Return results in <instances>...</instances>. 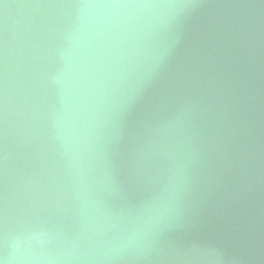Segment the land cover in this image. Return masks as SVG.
Listing matches in <instances>:
<instances>
[{"label": "water", "instance_id": "obj_1", "mask_svg": "<svg viewBox=\"0 0 264 264\" xmlns=\"http://www.w3.org/2000/svg\"><path fill=\"white\" fill-rule=\"evenodd\" d=\"M6 255L264 264V0H0Z\"/></svg>", "mask_w": 264, "mask_h": 264}, {"label": "clouds", "instance_id": "obj_2", "mask_svg": "<svg viewBox=\"0 0 264 264\" xmlns=\"http://www.w3.org/2000/svg\"><path fill=\"white\" fill-rule=\"evenodd\" d=\"M20 245H16V251L19 250ZM0 264H9V257L6 255L5 258L0 259Z\"/></svg>", "mask_w": 264, "mask_h": 264}]
</instances>
